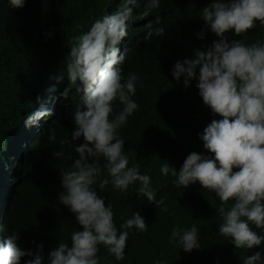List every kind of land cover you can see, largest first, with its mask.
I'll list each match as a JSON object with an SVG mask.
<instances>
[{"label":"trees","instance_id":"16d2710c","mask_svg":"<svg viewBox=\"0 0 264 264\" xmlns=\"http://www.w3.org/2000/svg\"><path fill=\"white\" fill-rule=\"evenodd\" d=\"M124 0H26L23 8L13 9L8 0H0V169L7 179L19 182L14 201L1 188L7 212L4 227L7 235L18 234V244L24 249H35L43 245V253L57 243L70 244V234L79 229L74 216L58 203L61 170H69L77 158L76 144L71 132L75 125L72 113L81 104V94L76 85L67 79L66 62L69 49L76 38L87 32L91 25L103 16L115 12ZM210 0H160L159 6L144 16L145 0H136L133 7V42L126 41L125 59L120 65L122 74L136 73L139 82L131 97L138 108L127 122L118 129L124 142V153L129 166L137 164L142 174H148L156 199L163 198L168 210L150 204L143 195L137 194L139 184L130 185L125 192L115 190L111 184L100 190L93 187L105 203L113 206L114 222L119 225L135 211L144 217L147 228L140 232L129 230L125 255L117 261L101 245L97 256L99 264H243L248 255L260 251L235 248L231 238L219 233L222 217L217 211L226 210L233 203L230 199L222 205L215 194L202 188L199 183L187 188L176 187L169 175H162L160 166L168 161L179 170L190 152H201L202 142L197 133L213 119L210 110L202 103L195 81L185 88L183 77L177 82L171 68L177 60L191 58L194 49L210 45L217 37L207 32L203 39L197 33L203 27L200 10ZM157 18L159 22L157 23ZM148 25L153 29L165 30L163 36L155 34L144 39ZM133 31V32H131ZM229 40H242L245 44L264 42V25L255 26L239 36L226 33ZM121 46V45H120ZM61 76L68 89L67 101L56 118L32 129L26 128V114L36 101L41 85L51 76ZM64 75V76H62ZM122 106L117 102L115 112ZM55 139L49 140L51 131ZM20 135V138H18ZM64 141V143H61ZM17 143H24L21 156H6L4 150ZM14 150H17L13 147ZM63 155L53 157V153ZM19 155L20 152L18 151ZM7 159L10 160L7 161ZM3 160V163L1 162ZM103 164V158H100ZM11 168L6 172L5 167ZM102 177L107 173L102 169ZM3 201H0V213ZM180 225L198 229L200 249L190 253L180 250L179 245L170 243L172 228ZM253 231L264 234V229L250 224ZM264 248V244L261 245ZM264 254V253H262Z\"/></svg>","mask_w":264,"mask_h":264},{"label":"clouds","instance_id":"9594fccd","mask_svg":"<svg viewBox=\"0 0 264 264\" xmlns=\"http://www.w3.org/2000/svg\"><path fill=\"white\" fill-rule=\"evenodd\" d=\"M25 2L8 0L13 9L23 8ZM159 3L160 0H145L143 15H149ZM135 5L136 0H124L115 12L96 20L69 49L67 79L81 94V104L72 113L75 127L71 140L82 142L74 147L77 158L71 168L59 171L63 190L58 194V203L73 214L79 229L71 232L70 244L59 242L46 256L42 244H37L35 249H24L18 244V234L12 232L0 241V264H99L97 253L101 245L115 260H123L129 230L143 232L147 224L140 212L135 211L118 228L112 204L105 203L93 185L98 184L103 190L111 184L123 193L138 183V195H143L150 204L162 206V211L168 210L163 198L156 199L149 175L142 174L137 164L129 166L125 141L118 132L137 110L138 104L131 97L138 84L143 86L136 73L124 76L120 67L125 59L126 41L134 40L129 22ZM199 17L203 27L197 37L203 39L207 31L217 39L194 49L191 58L177 60L171 75L177 82L183 77L185 88L195 81L203 105L213 117L219 118H213L197 133L203 151L190 152L179 170L164 160L160 172L165 176L171 173L176 187L185 189L198 182L212 191L222 205L231 199L233 203L227 210L223 206L217 210L222 217L219 233L230 237L235 248L260 247L243 264H264V248H261L264 234L250 227L254 224L264 229V42L245 44L226 36L229 31L239 36L257 21L264 25V0H210L200 10ZM164 32L163 28L153 29L148 25L144 39L154 34L163 36ZM60 77L52 75L44 81L36 101L21 116L25 118V127L32 132L33 127L53 121L59 109L69 103L68 89L59 92L65 85ZM117 102L122 106L119 112L114 111ZM54 139L53 130L49 140ZM102 169L107 173L106 178L102 177ZM18 187L16 181L9 186L13 201ZM0 201L5 207L1 195ZM3 220L1 216L0 226ZM169 242L187 253L200 249L195 225L190 228L175 225Z\"/></svg>","mask_w":264,"mask_h":264},{"label":"bare ground","instance_id":"6f19581e","mask_svg":"<svg viewBox=\"0 0 264 264\" xmlns=\"http://www.w3.org/2000/svg\"><path fill=\"white\" fill-rule=\"evenodd\" d=\"M24 146H25L24 143L22 145H20V146H17V145L14 144L9 149V151L4 150V153L6 154L7 157H9V154L10 155H14V161H16L17 160L16 157L21 156V154L23 152L22 150H24ZM13 147H15L17 150H14ZM18 151L20 152V155H19ZM7 161H9V163H10V160L9 159H7ZM1 162L3 163V160ZM4 167H5V165H4ZM9 169H11V168H7V166L5 167L6 172H8ZM0 182L3 183V184H1V188L7 187V192L10 194L9 186L14 181L12 179H7L6 176H5V174L1 171V169H0ZM3 185H5V186H3ZM6 212H7V207H4L2 209V211H1V213H0V217L3 216V218H4L3 223L0 226V241H2L6 237V235H7L6 230H5V227H4V222H5V219H6V216H5Z\"/></svg>","mask_w":264,"mask_h":264}]
</instances>
